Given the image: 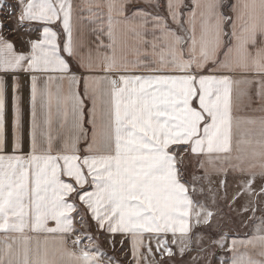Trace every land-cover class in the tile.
Here are the masks:
<instances>
[{
	"label": "snow or ice",
	"instance_id": "obj_1",
	"mask_svg": "<svg viewBox=\"0 0 264 264\" xmlns=\"http://www.w3.org/2000/svg\"><path fill=\"white\" fill-rule=\"evenodd\" d=\"M0 264H264V0H0Z\"/></svg>",
	"mask_w": 264,
	"mask_h": 264
},
{
	"label": "rangeland",
	"instance_id": "obj_2",
	"mask_svg": "<svg viewBox=\"0 0 264 264\" xmlns=\"http://www.w3.org/2000/svg\"><path fill=\"white\" fill-rule=\"evenodd\" d=\"M9 2H14V0H9Z\"/></svg>",
	"mask_w": 264,
	"mask_h": 264
}]
</instances>
